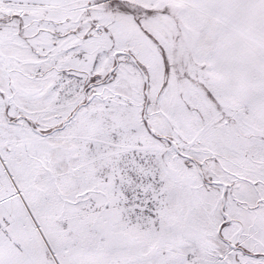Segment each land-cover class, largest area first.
I'll use <instances>...</instances> for the list:
<instances>
[{
	"label": "snow or ice",
	"instance_id": "snow-or-ice-1",
	"mask_svg": "<svg viewBox=\"0 0 264 264\" xmlns=\"http://www.w3.org/2000/svg\"><path fill=\"white\" fill-rule=\"evenodd\" d=\"M0 264H264V0H0Z\"/></svg>",
	"mask_w": 264,
	"mask_h": 264
}]
</instances>
